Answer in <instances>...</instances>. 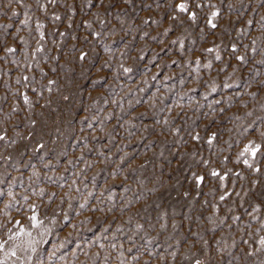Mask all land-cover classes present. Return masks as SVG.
<instances>
[{"label":"rangeland","instance_id":"rangeland-1","mask_svg":"<svg viewBox=\"0 0 264 264\" xmlns=\"http://www.w3.org/2000/svg\"><path fill=\"white\" fill-rule=\"evenodd\" d=\"M136 2L139 4L140 0ZM213 2L222 7V22L227 19L232 22L223 32L217 31L215 38L210 27H205L207 35L199 28H187L181 51L179 44L171 43L180 30L168 35L162 31L168 23L164 15L160 16V24L148 27L132 21L133 13L129 9L125 20L131 23L110 17L106 25H101L87 10L86 0H56L55 4L51 0H23V4L13 0V5H9L8 0H0V23H12L14 26L9 32H17L16 26L20 29L11 38L17 49L15 53L5 56L0 47V131L8 136L7 141L0 140V181H3L0 189L6 193L12 183L20 200L19 204L5 209L8 198L5 195L0 199V240L6 241L8 247L16 242L10 239L9 229L19 231L20 226L16 224L19 219L26 230L19 240L37 242L35 253L28 250L33 257L32 264L40 259L49 264L48 256L52 251L56 257L51 264H120L121 244L125 258L131 255L129 248L143 252L147 247L157 254L153 255L152 264H193L196 258H206L204 240L212 249L224 248L223 252L211 253V264L217 260L221 264H264V250L249 256L245 254L247 245L244 244L247 240L255 248V241L264 235L260 224L264 220V207L253 213L257 219L249 215L252 213L250 205L264 199L261 195L264 193V155L258 153L253 164V167L260 165L259 172H253L242 159H234L240 147L236 141H244L252 132V129L246 132L245 128L253 122L254 126H264V109L260 107L264 100L242 92V82L233 83L241 76L248 78L247 67L238 68L235 74L231 66L220 71L230 59L226 47L229 40L249 43L247 35L259 33L256 23L247 26L243 33L237 34L235 29L248 18L259 20L264 15V0ZM40 4H46L47 8L41 9ZM229 4L233 6L232 11L228 9ZM26 5L31 7L25 8ZM69 6L75 7L76 12H70ZM11 7L17 8L15 16L11 15ZM25 11L31 17L27 27L20 24ZM54 11L60 15L59 20L53 19ZM152 11L156 18V13L162 9L153 7ZM85 18L92 19L93 29L103 32L115 25V35L110 34L103 40L90 37L88 61L84 64L69 62L65 51L73 44L77 49L84 46L80 39L73 40V35L79 38L93 30L82 23ZM37 19L44 25L45 38L40 41L43 50L35 51L33 56L40 40L35 30ZM200 24H204L203 15ZM143 31L149 35L142 36ZM20 36L25 37L23 42ZM214 39L222 51L220 61L214 59L215 52L202 51ZM106 47L110 51H105ZM247 54L252 56L250 52ZM196 55L201 56L199 72L193 59ZM101 60L109 67L97 72L91 65H99ZM208 60L212 61L211 69L203 67ZM255 67L264 74V66ZM124 68L131 71L125 72ZM24 75L41 93L36 97L29 90V95L33 96L31 108L23 104L19 92L15 91L24 90ZM17 77L21 79L20 84L16 83ZM48 80L53 83L48 85ZM225 83L230 87H224ZM237 92L241 95L237 96ZM209 105L216 109L215 113ZM249 110L251 116L246 115ZM177 114L188 124H203L213 119L218 137L211 147L206 141L200 142L199 159L191 155L181 158L178 153L174 156L177 138L159 134L154 122ZM236 116L241 119L236 120ZM32 120H36L35 125ZM145 125L149 127L145 129ZM9 156L11 159H7ZM224 157L228 159L225 161ZM204 159L211 163L203 165ZM211 167H219L221 172L231 169L224 179V187L219 186L218 178H209L199 189H194L187 179L190 172L185 169ZM253 180L257 181L254 186ZM153 187L156 192L147 191ZM227 189H231L229 195L220 201L218 197ZM186 190L187 197L183 195ZM20 194L27 195L28 201L21 199ZM137 196L139 200L134 199ZM205 200L207 203H202ZM32 203L37 205L39 225H34L30 219L28 205ZM125 204L128 207L121 210ZM213 204L217 207L213 208ZM6 211L12 220H8ZM162 212L167 213L166 219H161ZM209 215L215 225L208 222ZM235 215L240 217L238 221L232 219ZM65 216L68 219H64ZM137 222L144 225L143 230H135ZM160 223H166V227L160 228ZM150 224L153 226L149 227ZM258 228L262 230L256 232ZM134 232L133 240L129 241L128 237ZM148 237L152 238L150 242ZM100 244L105 247L101 248ZM111 244H116L117 248H111ZM173 250L177 253L174 259L170 255ZM159 253H164L163 261L159 260ZM0 256H3L2 251ZM17 257H25L20 246H17ZM17 257H5L2 264H19ZM146 257L147 252H144L137 264H143Z\"/></svg>","mask_w":264,"mask_h":264},{"label":"snow or ice","instance_id":"snow-or-ice-1","mask_svg":"<svg viewBox=\"0 0 264 264\" xmlns=\"http://www.w3.org/2000/svg\"><path fill=\"white\" fill-rule=\"evenodd\" d=\"M53 4L56 3V0H51ZM15 3L17 4H23V0H15ZM9 5H13V0H8ZM87 4V10L92 13V16L99 21L101 25H106V21L109 20V18L116 19L118 21L123 22H129L132 21H138V25H144L150 27L151 25H158L160 24V16L164 15L167 18V25L163 27L162 31L165 35H168L172 33L174 30H180V34L177 35L172 41V44H179V47L181 51L184 50V31H186L187 28H199L202 33H205V27H210L212 31V35L215 38V33L217 31L223 32L225 30L226 25L230 24L232 21L230 19L224 20L222 22L221 18V12L222 7L218 6L217 3L213 2V0H158V2H153V0H140L139 4H137L136 0H86ZM41 9H46V4H40L39 5ZM31 5H26L25 8H30ZM153 7L155 9H162V12L156 13V18H153ZM129 9H131V12L133 13L132 21H126L125 18L129 15ZM229 11L233 10L232 4L228 5ZM70 12L75 13L76 8L73 6H69L68 9ZM255 11V9H253ZM262 11H264V7H262ZM115 12V16L113 17V13ZM141 13H144L141 15ZM17 14V8L11 7V15L15 16ZM201 15H203L204 18V24H200ZM243 15V13H241ZM24 19L20 21L21 25H24L27 27L31 22V17L29 16L28 12H24ZM52 17L55 20L60 19V15L57 12H52ZM71 17H69L68 26H71ZM82 23L86 26L87 29H93L92 19L91 18H85L83 19ZM253 23H256L259 26V33L258 34H248L247 39L249 43L241 44L240 42H236L235 40H229L226 47L229 49V61L225 62L223 67L220 69V71H224L227 68L231 66L232 74H235L238 68H245L247 67V73L248 76L247 79H244L243 76H241L238 80L234 81L233 83L239 84L243 83L244 88L242 89V92H246L249 97L256 98L260 97L262 100H264V78H261L264 76L259 70V68L255 67L257 64L264 66V15L260 16V19L257 21H254L252 18H248L245 22V24H242L240 28L235 29L237 34L246 32L247 26L253 25ZM13 24L10 22L6 23H0V47L3 48L5 56H7L9 53H15L16 47L14 44V41L11 40L12 37H15L16 34L19 32V26L17 27V32H9L8 30L13 28ZM43 23L41 20H36V32L38 33L40 40L37 41V49L33 51V56L35 55V51L37 50H43V44L40 42L45 38V33L43 31ZM115 35V25H113V28H110L107 32H103L101 30H95L89 31L86 35H83L82 37H77L76 35H73V40L80 39L84 42V46L77 49L76 45L73 44L65 51V55L69 58V62L71 61H78L82 64L86 63L89 59L90 52L87 49V44L91 43L90 37L93 39H99L103 40L104 37L108 35ZM142 36H148L147 31H143L140 33ZM226 34V33H225ZM63 36L64 33H61ZM207 35V33H205ZM152 39H155V37H152ZM201 39H204V36L201 37ZM19 40L23 42L25 40L24 36H20ZM223 43V41H221ZM167 47V46H165ZM243 49V50H242ZM105 51H110L107 47L105 48ZM163 51V49H161ZM203 52L207 53H213L215 52L214 59L216 61L222 60V51L220 48V45L215 43L214 41L211 43L210 46H206L202 49ZM252 53V56H249L247 53ZM257 53L259 54L257 58ZM47 58V57H46ZM58 58V57H57ZM194 63L196 66V70L199 72L200 66H201V56L196 55L194 56ZM234 60V63L232 62ZM15 63V61H13ZM251 63V66H248ZM28 67H31V64H28ZM91 67L96 68L97 72H100L104 68L109 67L108 63L104 60L100 61L99 65H96L93 63ZM123 67V65H121ZM203 67L211 69L212 68V61L208 60L203 64ZM87 70V69H86ZM41 73H43V69H40ZM125 72H130V68H124ZM103 79V77H100ZM33 81H35V77H33ZM183 82V81H182ZM17 84L21 83L20 77H17L16 80ZM53 83L52 80H48L47 84L51 85ZM224 87H230L229 84L225 83ZM23 91H20L19 89H16L15 91L19 92V97L22 99L23 104L31 108L33 106V96L29 95V90L36 94V97H39L41 93L36 91V86L34 83L29 82V77L27 75L23 76ZM49 91H51V88H48ZM212 90L215 91V84L212 85ZM237 96L241 95V92L236 93ZM67 99V97H65ZM217 104L220 103V101L216 102ZM241 104H244L246 107V103L244 101H241ZM17 107V105L14 103L13 108ZM260 107L264 109V103L260 104ZM209 108L211 109L212 113L216 112V109L212 107V105H209ZM168 112H172V108L169 107ZM220 112L223 113L224 109L221 108ZM246 115L251 116L252 112L249 110ZM236 120H240V116L235 117ZM180 120V124H176L175 121ZM31 123L33 125L36 124V120H32ZM155 125L159 127V134L164 135L165 138L167 136L176 137L177 139L174 140V143L176 144V150L173 153L175 156L176 153L179 154V156L182 158L184 155H191L192 157H196L199 159L197 153L199 151V144L202 141H206L208 146L211 147L213 144V141H215L218 137V130L213 128V119L209 118L205 120L203 124H188L185 122L184 117L179 116L177 114L174 117L165 116L164 119L156 120ZM89 127H91V124H89ZM149 126L145 125V129H147ZM248 129H252V132L248 137H245L244 141L237 140L236 143L240 145V147L237 148V155L234 157L236 161L243 160V164L247 165L248 167L252 168L253 172H259L261 170V167L259 164H255L253 167V164L255 162V158L257 157V154L260 153L264 155V126H254L253 124H249L247 128H245V131L247 132ZM31 135V133H29ZM186 138V139H185ZM0 140L7 141L8 136L5 131H0ZM11 143H15V140H12ZM41 145H37V147H40ZM2 158V157H0ZM7 159H11V157H7ZM228 157H224V160L226 161ZM148 161L145 160L144 163L146 164ZM169 164H171V160L168 161ZM211 163L209 159L202 160V164L207 166ZM135 169H133L134 171ZM185 171L190 172V175L187 177L188 180L192 182V185L194 189H199L202 184L205 183L206 179H216L218 178L220 181V187H224V179L226 176L229 175V172H231V169H228L227 171L221 172V169L219 167H211V168H199L196 170L192 169H185ZM115 171L113 172V176H115ZM127 178V177H126ZM3 182V181H0ZM257 183L256 180L251 181V184L254 186ZM149 192H156V188L153 187L151 189H148ZM231 189H227L223 192L222 195H220L218 198L220 201L225 200V198L229 195V192ZM5 195L7 196L8 200L5 203V209H10L13 204H19L20 200L17 199V193L14 191V185L12 183H9L7 192L3 189H0V199L4 198ZM40 195L43 196L44 192L43 190L40 191ZM183 195L187 197L189 195V192L186 190L183 192ZM197 195H199V192H197ZM262 196H264V193H261ZM21 199L24 201H28L29 197L27 195L20 194ZM51 199V197H50ZM134 199L139 200L140 197H134ZM131 203V201H129ZM202 203H207V201H203ZM243 203V201H242ZM252 213H249V215L252 217V219H257V216L253 215V213L258 212L261 207H264V199H261L260 202H253L252 205ZM30 211H31V222L34 225H39L41 221L38 219L37 216V205L32 203L28 205ZM83 207V204L81 205ZM128 205H122L121 210H124L127 208ZM213 208H216L217 206L215 204L212 205ZM20 209L17 208V212H19ZM111 211V209H110ZM5 215L8 216V220H12L13 217L6 211ZM161 219H166L167 213L162 212L160 214ZM64 219H68L67 216L64 217ZM199 219V217H197ZM233 220H239L240 217L238 215H235L232 217ZM208 222L215 225V221L212 219V216L209 215ZM173 225H175V221H172ZM221 223H224V220H221ZM16 224L19 225V231L13 232L11 229H9V232L11 233L10 239H14L16 242L12 244L11 247L7 246V242L0 240V251L3 252V256H0V264L4 261L5 257L11 256V257H17V246H20L25 251V257L19 258V264H32L33 257L32 255L28 254V250L32 253L36 252V241L29 239L27 242H22L19 240V237L22 236V234H25L26 230L24 227L20 224V220H16ZM260 224L262 228H264V220L260 221ZM153 225H149V227H152ZM160 228H165L166 223H160ZM262 228L256 229V232H260ZM144 229V225L137 222L135 224V230L141 231ZM194 236L197 235V233H192ZM27 235L30 237L31 233H27ZM135 235V232L132 236H129V241L133 240V237ZM249 236H252V233H248ZM151 237H148L149 242L151 241ZM215 242L219 244V238H216ZM179 243V242H177ZM191 243V242H190ZM204 253L206 258H196L193 261V264H211V253L213 252H223L224 248L219 247L216 249H212L209 246V242L207 240L202 241ZM244 244L247 245V249L245 254L246 255H252L256 251L264 250V235H260L258 240L255 241L256 247L254 248L252 244H250L247 240L244 241ZM234 246V245H233ZM101 248H104V244H100ZM111 248L116 249V244H111ZM156 247H159V245H156ZM128 252L131 253L127 258H125L124 253V246L123 244L119 245V257H120V264H137L139 261L140 256L144 255V252H147V257L144 259L143 264H152V257L153 255H157L154 250H150L147 247H145L144 251H136L133 252L132 248L128 249ZM98 255V253H97ZM170 255L175 258L177 255L176 251L173 250ZM195 255V254H193ZM73 256L75 257V252L73 253ZM159 260L163 261L165 259L164 253H159ZM56 257V253L54 251L50 252L48 256L49 264H51L53 258ZM15 264V262H14ZM36 264H44V261L42 259L37 260ZM215 264H221L220 260H217Z\"/></svg>","mask_w":264,"mask_h":264}]
</instances>
